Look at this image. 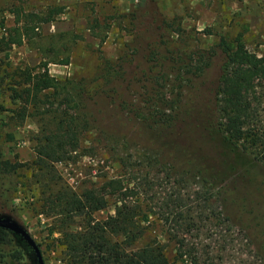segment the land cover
<instances>
[{"label": "rangeland", "instance_id": "1", "mask_svg": "<svg viewBox=\"0 0 264 264\" xmlns=\"http://www.w3.org/2000/svg\"><path fill=\"white\" fill-rule=\"evenodd\" d=\"M55 9L61 14L37 23ZM21 33V44L5 43ZM221 36L228 41L240 36L249 51L264 56V0H0V75L6 64H47L65 91L77 84L103 87L105 95L115 92L111 106L94 99L104 118L79 134L76 152L54 164L58 176L78 193L110 179L127 183L142 210L152 214L149 228L155 234L148 233L143 242L153 235L165 240L168 233L177 234L175 239H184L207 264H264V158L248 175L232 172L207 191L196 171L177 174L169 165L161 147L174 143L173 137L151 144L139 132L141 119L168 114L175 100L186 102L193 87L188 77L206 62ZM216 73V66L208 69L210 80ZM3 87L2 156L29 163L41 137L54 128L46 125L47 112L65 104L54 100L36 110L30 107L31 116L20 121L11 110L21 104H11ZM26 178L21 169L0 175V218L28 231L44 264H58L52 240L57 235L48 234L52 220L38 214V188L26 187ZM109 214L114 204L99 216ZM166 215H171L167 222ZM180 228L184 231L177 233ZM12 239L0 264H38L19 235L13 233ZM15 251L19 258L9 256Z\"/></svg>", "mask_w": 264, "mask_h": 264}, {"label": "trees", "instance_id": "2", "mask_svg": "<svg viewBox=\"0 0 264 264\" xmlns=\"http://www.w3.org/2000/svg\"><path fill=\"white\" fill-rule=\"evenodd\" d=\"M59 14L61 10L55 9L37 23L51 22ZM22 35L8 37L5 43L21 44ZM212 66L217 67V73L210 80L207 72ZM1 72L0 87H5L11 104H21L11 110L20 121L31 116L30 107L36 110L54 100L58 106L65 104L47 112L46 125L54 128L41 137L32 161L6 160L0 150V175L16 174L21 169L30 178L25 180L26 187L35 184L38 188L35 204L40 208L38 214L52 220L48 234L57 235L52 240L57 242L58 264H207L184 239H175L177 234L168 233L165 240L153 235L143 242L148 233L155 232L149 228L152 214L142 210L139 197H134L133 189L121 179L78 193L58 176L54 164L76 152L79 134L104 118L103 110L94 108V99L100 97L111 106L115 92L105 95L103 87L88 89L75 84L66 90L69 95L62 82L49 73L47 64L38 68L6 64ZM188 79H193V87L186 102L175 100L168 114L141 119L139 132L151 144L173 137L174 143L161 147L171 168L182 175L196 171L210 191L232 172L248 175L256 161L264 158V56L249 51L240 36L233 41L221 36L206 62ZM196 109L201 112H194ZM191 142L195 145H189ZM110 204H114V214L100 217ZM183 231L180 228L177 233ZM12 234L0 228V259L5 248L13 244ZM9 256L21 255L15 251Z\"/></svg>", "mask_w": 264, "mask_h": 264}, {"label": "water", "instance_id": "3", "mask_svg": "<svg viewBox=\"0 0 264 264\" xmlns=\"http://www.w3.org/2000/svg\"><path fill=\"white\" fill-rule=\"evenodd\" d=\"M0 228L19 235L33 250L38 264H44L42 260L41 252L36 242L24 227L18 225L17 223L11 221L8 218H0Z\"/></svg>", "mask_w": 264, "mask_h": 264}]
</instances>
